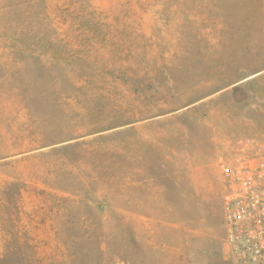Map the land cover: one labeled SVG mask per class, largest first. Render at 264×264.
Instances as JSON below:
<instances>
[{"label": "rangeland", "instance_id": "1", "mask_svg": "<svg viewBox=\"0 0 264 264\" xmlns=\"http://www.w3.org/2000/svg\"><path fill=\"white\" fill-rule=\"evenodd\" d=\"M0 42L37 117L1 170L0 264H239L221 203L136 181L162 115L212 106L264 151V0H0Z\"/></svg>", "mask_w": 264, "mask_h": 264}, {"label": "crops", "instance_id": "2", "mask_svg": "<svg viewBox=\"0 0 264 264\" xmlns=\"http://www.w3.org/2000/svg\"><path fill=\"white\" fill-rule=\"evenodd\" d=\"M16 49L15 45L7 47L0 42V175H5L1 170L7 161L21 158L23 137L30 142V124L33 118L37 120L33 107L23 104V64L20 55L11 54ZM188 109L174 111L173 116L190 117ZM216 112L209 106V115L203 119L166 120L162 115L151 121L156 131H142L141 140L156 150L159 159L155 170L152 165L146 168L145 154L141 156V179L136 182L141 184L143 195L149 196H143L142 202H171L165 204L167 207H213L218 201L224 207L229 180L225 164L236 165L258 155L263 145L258 138L239 131L245 122Z\"/></svg>", "mask_w": 264, "mask_h": 264}, {"label": "built area", "instance_id": "3", "mask_svg": "<svg viewBox=\"0 0 264 264\" xmlns=\"http://www.w3.org/2000/svg\"><path fill=\"white\" fill-rule=\"evenodd\" d=\"M229 177L224 221L229 253L239 264H264V151L236 165Z\"/></svg>", "mask_w": 264, "mask_h": 264}]
</instances>
